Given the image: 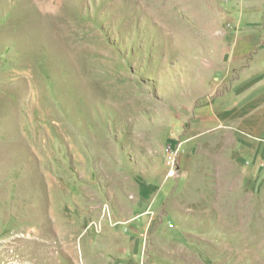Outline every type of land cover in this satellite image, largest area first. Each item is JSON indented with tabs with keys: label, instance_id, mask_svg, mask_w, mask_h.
<instances>
[{
	"label": "rangeland",
	"instance_id": "rangeland-1",
	"mask_svg": "<svg viewBox=\"0 0 264 264\" xmlns=\"http://www.w3.org/2000/svg\"><path fill=\"white\" fill-rule=\"evenodd\" d=\"M262 68L264 0H0V264H264Z\"/></svg>",
	"mask_w": 264,
	"mask_h": 264
},
{
	"label": "crops",
	"instance_id": "crops-1",
	"mask_svg": "<svg viewBox=\"0 0 264 264\" xmlns=\"http://www.w3.org/2000/svg\"><path fill=\"white\" fill-rule=\"evenodd\" d=\"M257 1H263V0H257ZM260 11H257L255 15H258ZM264 68H262V71ZM264 94L261 93L260 97H257L255 101V105L251 104H245L244 106H232L233 108L229 110H225L222 113L225 117L231 118L232 121L235 122L234 126L237 132L240 134H243L246 138L249 137H258L264 134V126L262 125L261 121L264 119ZM250 109L256 110V112H252ZM258 110V112H257ZM261 123V124H260ZM242 144V143H241ZM242 151V149H241ZM239 153V156L241 160L243 161H235V164L240 168H247L248 161H244L245 157L241 153ZM199 164V163H198ZM246 179V177H245ZM182 180L181 178L179 181ZM177 187V185H176ZM169 194V193H167ZM163 193L161 196H159V200L163 198ZM173 196L171 197V199Z\"/></svg>",
	"mask_w": 264,
	"mask_h": 264
},
{
	"label": "built area",
	"instance_id": "built-area-1",
	"mask_svg": "<svg viewBox=\"0 0 264 264\" xmlns=\"http://www.w3.org/2000/svg\"><path fill=\"white\" fill-rule=\"evenodd\" d=\"M177 157H178V151H174L172 149L170 151V154L167 160V165H168V168L170 169L171 175H175L177 173V165H178Z\"/></svg>",
	"mask_w": 264,
	"mask_h": 264
}]
</instances>
